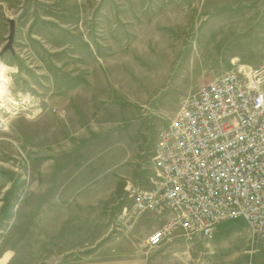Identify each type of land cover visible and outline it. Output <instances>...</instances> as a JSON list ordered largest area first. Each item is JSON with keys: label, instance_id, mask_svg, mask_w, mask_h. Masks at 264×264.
Segmentation results:
<instances>
[{"label": "rangeland", "instance_id": "374dc122", "mask_svg": "<svg viewBox=\"0 0 264 264\" xmlns=\"http://www.w3.org/2000/svg\"><path fill=\"white\" fill-rule=\"evenodd\" d=\"M263 61L264 0H0V264H55L67 223L125 234L180 101Z\"/></svg>", "mask_w": 264, "mask_h": 264}, {"label": "built area", "instance_id": "2783aa9c", "mask_svg": "<svg viewBox=\"0 0 264 264\" xmlns=\"http://www.w3.org/2000/svg\"><path fill=\"white\" fill-rule=\"evenodd\" d=\"M149 186L132 209L157 212L147 238L158 246L175 232L210 238L223 220H245L264 236V61L237 67L180 101L157 133Z\"/></svg>", "mask_w": 264, "mask_h": 264}, {"label": "crops", "instance_id": "0c3cea01", "mask_svg": "<svg viewBox=\"0 0 264 264\" xmlns=\"http://www.w3.org/2000/svg\"><path fill=\"white\" fill-rule=\"evenodd\" d=\"M115 184L117 185V181ZM69 185L57 190L55 202H85L86 190L77 191L74 189L76 185ZM146 185L143 184L140 187H146ZM131 210L134 212L132 204ZM65 218L68 219L70 216ZM160 222L161 220L154 212L136 213L130 218L124 230L125 234L121 230L114 233L99 232L92 243H90L89 228H85L86 226L74 228L67 223V226L61 227L52 235L53 237L55 234L60 237L65 236L58 242L56 239V249L52 248L65 251L59 255L60 258L55 264H264V236H255L250 225L242 219L219 222L215 233L210 238L189 239L175 233L174 236L163 241L155 251L141 249V253L138 254V251L132 250L121 258H106L105 250L111 244L118 246L141 239L145 246L151 230L160 225ZM115 233L122 237L106 238L107 235ZM122 234L129 237H123ZM91 246H94L96 253H90Z\"/></svg>", "mask_w": 264, "mask_h": 264}]
</instances>
